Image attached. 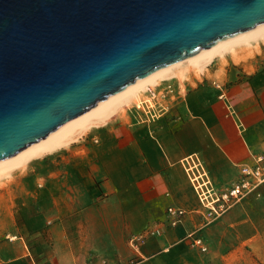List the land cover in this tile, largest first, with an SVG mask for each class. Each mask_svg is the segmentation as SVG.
I'll list each match as a JSON object with an SVG mask.
<instances>
[{"label": "crops", "instance_id": "crops-1", "mask_svg": "<svg viewBox=\"0 0 264 264\" xmlns=\"http://www.w3.org/2000/svg\"><path fill=\"white\" fill-rule=\"evenodd\" d=\"M246 52L160 83L173 92L153 103L155 117L134 102L12 166L0 186V264H264V185L212 218L182 164L197 157L224 189L264 156V65ZM169 207L185 211L176 223Z\"/></svg>", "mask_w": 264, "mask_h": 264}, {"label": "water", "instance_id": "water-1", "mask_svg": "<svg viewBox=\"0 0 264 264\" xmlns=\"http://www.w3.org/2000/svg\"><path fill=\"white\" fill-rule=\"evenodd\" d=\"M263 23L264 0H0V160Z\"/></svg>", "mask_w": 264, "mask_h": 264}, {"label": "bare ground", "instance_id": "bare-ground-1", "mask_svg": "<svg viewBox=\"0 0 264 264\" xmlns=\"http://www.w3.org/2000/svg\"><path fill=\"white\" fill-rule=\"evenodd\" d=\"M262 27H264V23L254 27L252 29H249L248 31H245L239 35H236V36L228 38V39H224V40L218 42L217 44H215L214 46L210 47L209 49H206V50H204V51H202V52H200L194 56H191L190 58H188L183 63H178L176 65L167 66L165 68H162V69L154 72L153 74H151V75H149L143 79H140V80L132 83L131 85L127 86L126 88L122 89L121 91L117 92L116 94L112 95L111 97L100 102L96 106L88 109L86 112L82 113L81 115L74 117L73 119H71L66 124L59 127L58 129H56L53 133H51L50 135H48L46 138L42 139L41 141L30 145L29 147H27L23 151L15 154L11 157L0 160V170L5 168V167L8 168V167H12V166L16 165L18 162H20V160L22 158H27V156L30 157V155L34 154L37 151L38 152L39 151L40 152H48L52 147H55L56 145H58V143H61L63 139L67 138L68 135L71 134L70 132L73 131V129L84 126V124H86V122L84 123V121H86L87 119L91 120V118H94V116L97 117V115H100V114H101V116L113 115V114H115V112L117 113L116 110H118V107L125 109V107L128 103H131V102H135V103L138 102L139 103L142 99L141 98L142 93H144L146 88L148 86H150L151 84H153V85L157 84L158 82H160L162 80L164 81V80L169 79V78L174 77V76H178V77H181V79H183L184 73H186V71L188 69H189V71L192 69V68L190 69L189 67L196 68V71L202 69L199 65L201 63H204L203 61H205L206 59L208 60L217 50H219L220 48H222L226 45L229 46V44H232L235 41L237 42L239 39L244 38L247 34L253 33L254 31H256ZM262 34L263 33H261L260 35H262ZM259 37H261V36H259ZM248 40H246V41H248ZM240 43H238V44H240ZM245 43L248 44L247 42H245ZM231 47H233V46H231ZM221 51H222V49H221ZM212 57H214V56H212ZM143 88H144V91L142 90ZM101 116H98L99 119ZM103 121H105V120H103ZM2 171H4V169L1 170L0 172H2Z\"/></svg>", "mask_w": 264, "mask_h": 264}, {"label": "built area", "instance_id": "built-area-1", "mask_svg": "<svg viewBox=\"0 0 264 264\" xmlns=\"http://www.w3.org/2000/svg\"><path fill=\"white\" fill-rule=\"evenodd\" d=\"M164 91L165 93L160 94L155 87L148 86L144 91L148 98L136 105L137 110L149 115V117H155L152 109L157 104L153 103L160 96L167 97L170 95L173 92L172 85H168ZM182 164L199 202L208 209L209 216L212 218L219 217L243 197L264 185V156L256 157L254 165H241L239 180L224 189H218L213 185L202 162L197 157L189 156L183 160ZM168 213L174 216V223H176L185 211L181 208L169 207ZM194 243L199 245L203 251L206 250L201 239H195Z\"/></svg>", "mask_w": 264, "mask_h": 264}, {"label": "rangeland", "instance_id": "rangeland-1", "mask_svg": "<svg viewBox=\"0 0 264 264\" xmlns=\"http://www.w3.org/2000/svg\"><path fill=\"white\" fill-rule=\"evenodd\" d=\"M261 31V32H260ZM260 32V33H259ZM261 33H263L262 35H260ZM261 36V37H259V36ZM258 38H257V37ZM253 37V38H252ZM264 27H262V28H260V29H258V30H256V31H254L253 33H249V34H247L244 38H242V39H239L236 43L234 42V43H232V44H229V46L228 45H226V46H224V47H222V48H220L219 50H217L212 56H216V55H218V56H223L225 53H227L228 51H234L235 50V48L236 49H238V50H243V51H247L246 53H248L249 55H248V57H251V59L254 61V66H256V67H259V66H261V65H264ZM255 38V39H254ZM261 38V39H260ZM250 41H249V40ZM253 39V40H252ZM246 40H248V41H246ZM256 40V41H255ZM243 41V42H242ZM241 42V43H240ZM245 42H247L248 44H246ZM238 43H240V44H238ZM236 44V45H235ZM238 44V45H237ZM233 46V47H231V46ZM242 45V46H241ZM221 49H222V51H221ZM225 50V51H224ZM210 57L207 61L205 60V61H203L204 63H201L199 66L202 68V69H200V70H198V71H196V68H194V67H189L191 70H194V71H196V73H199V72H201L208 64H210V62L213 60V58L214 57ZM211 60V61H210ZM207 62V63H206ZM204 66V67H203ZM190 70V71H191ZM189 72V69L186 71V74ZM172 78V77H171ZM171 78H169V79H166V82H165V84L166 83H169V84H171L170 83V81H172V80H170ZM186 79V76L183 78V80H185ZM168 80H169V82H168ZM180 80H182V79H180ZM165 81V80H164ZM160 83H163V84H161V87H163L164 86V82H163V80L162 81H160V82H158L157 84H151V86H153V87H156V86H158V85H160ZM173 85V84H172ZM182 88H184V86L182 87ZM143 91H144V88L142 89ZM143 94V93H142ZM144 97H142V99H143ZM133 103L134 102H131V103H128L127 105H126V107H125V109H122V108H119L118 107V110H116L117 111V113H119V112H122L123 113V111H126V110H128L129 108H131L132 107V105H133ZM116 112H115V114H113V115H109V116H106V117H104V116H101V118L100 119H87L86 121H84V123L86 122V124H84V126H82V127H78V128H76V129H73V131H71L70 133V135L67 137V138H65V139H63L62 140V142L61 143H58V145H56L55 147H59V146H62V145H64L65 143H68L69 141H72V140H74V139H77V138H79L82 134H84L85 132H86V130L88 129V126H90V127H93V126H96V125H100L101 126V124H105V123H107L114 115H116L117 114ZM104 114V113H103ZM101 115V114H100ZM100 115H97V117L98 116H100ZM94 117H96V116H94ZM103 120H105V121H103ZM89 122V123H88ZM98 122V123H97ZM79 129V130H78ZM76 130V131H75ZM73 135H76L75 136V138H73ZM73 138V139H72ZM55 147H53V148H55ZM50 152V150L48 151V152H35L34 154H32V155H34V157H40V156H42V155H45V154H47V153H49ZM23 160H25V158H22L21 160H20V162H18V163H20L21 165H22V163H24L23 162ZM19 165V164H18ZM9 168V169H8ZM5 167V168H3L4 169V171H2V172H0V186L2 185V183H3V181H7V180H9L8 182H12V181H14L13 180V178H11L9 175H10V173L8 172L9 170H11L10 168L11 167ZM3 169H1V170H3ZM0 170V171H1ZM260 264H263V263H260Z\"/></svg>", "mask_w": 264, "mask_h": 264}]
</instances>
